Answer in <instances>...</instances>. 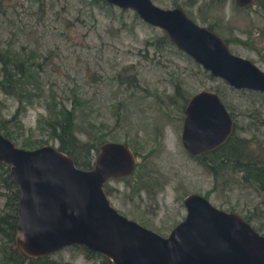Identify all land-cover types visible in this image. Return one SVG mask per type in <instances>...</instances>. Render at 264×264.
<instances>
[{
  "label": "rangeland",
  "instance_id": "obj_1",
  "mask_svg": "<svg viewBox=\"0 0 264 264\" xmlns=\"http://www.w3.org/2000/svg\"><path fill=\"white\" fill-rule=\"evenodd\" d=\"M151 1L161 7L178 5L201 25H206L202 15L210 17L230 51L264 70V14L259 5L238 8L233 0ZM13 80L27 81V88L42 97L52 91L71 109L79 137L98 135L126 143L149 175L161 182L147 196L128 191L121 178L109 179L107 197L120 213L164 235L184 215L183 195L197 192L264 234V193L238 183L227 167L214 178L181 145L182 107L181 115L174 109L194 91L213 89L232 120L225 141L247 138L252 147L258 143L264 155V91L233 87L211 75L132 8L105 0H0V119L9 118L16 104V93L1 81ZM36 81L40 85L33 87ZM167 94H175L173 103L159 105V98ZM43 112L41 99H35L18 122H5L14 145L31 146L47 138L36 125ZM45 143L56 144L50 139ZM7 171V164L0 161V215L12 221L16 203L9 197ZM261 179L264 182V174ZM7 243L0 235V264L5 263L1 249ZM103 257L68 244L35 256L31 264H105Z\"/></svg>",
  "mask_w": 264,
  "mask_h": 264
},
{
  "label": "water",
  "instance_id": "obj_2",
  "mask_svg": "<svg viewBox=\"0 0 264 264\" xmlns=\"http://www.w3.org/2000/svg\"><path fill=\"white\" fill-rule=\"evenodd\" d=\"M132 8L158 26L176 47L211 75L233 87L264 91V70L235 54L216 31L198 24L178 5L151 0H105ZM245 6L251 0H233ZM232 120L217 93L200 88L182 106L179 138L190 154L221 144ZM135 152L122 141L105 140L90 167L74 164L56 145L16 146L0 132V161L16 184L14 241L28 256L79 244L110 264H264V234L234 211L221 209L202 194L181 198L184 215L162 235L120 213L102 186L129 174Z\"/></svg>",
  "mask_w": 264,
  "mask_h": 264
},
{
  "label": "trees",
  "instance_id": "obj_3",
  "mask_svg": "<svg viewBox=\"0 0 264 264\" xmlns=\"http://www.w3.org/2000/svg\"><path fill=\"white\" fill-rule=\"evenodd\" d=\"M187 14V13H186ZM202 21L206 22L207 27L214 30L215 21L211 20L206 15L201 16ZM23 60V58L19 57ZM32 69L31 66H29ZM27 78V75H24ZM130 77V75H129ZM18 78V77H17ZM16 79V78H15ZM40 83L36 81L32 84L33 87L39 86ZM1 86L6 89L12 88L10 91H14L16 94V104L9 118L0 119V126L3 127L2 134L8 138L11 137L10 130L4 127L5 122L8 120H15L18 122L22 113L27 106L31 105L34 100L41 99L44 112L36 117V125L45 132L47 138L43 139L42 143H45L47 139L55 140L56 147L61 151L67 153L72 157L74 164L87 168L91 166L94 152L98 149V145L105 141L103 137L98 135H92L91 137H79L74 130V120L71 113V109L66 108L61 100L54 98L52 91H49L40 96V92H34L28 89L27 81H1ZM174 95H165V97L159 98L157 103H161L166 106V103H173ZM185 102V100H184ZM181 103H175L174 109L181 115ZM251 140V139H250ZM37 143L35 145H27V142L22 143V147H33L42 144ZM52 144V143H51ZM252 147L249 145V140L241 136H235L233 140L229 142L224 141L213 150L203 152L201 154L194 155L197 161L203 166L208 168L212 176L215 178L219 174L221 168L227 167L235 173V178L238 183L248 184L255 189L264 193V182L261 179V174H264V155H262L258 149V143ZM93 151V152H92ZM263 153V151L261 150ZM135 155H137L135 153ZM142 161L136 160L132 171L120 178L124 180L128 191L145 193L147 196L152 195L155 190L160 187L161 182L157 181L154 177L149 175L147 169ZM106 195L109 194L111 187L107 185V181L102 186ZM9 197L16 203L18 197V189L16 184L10 179V191ZM12 218V214H11ZM4 219L8 221L4 215H0V235L4 237L8 243L5 248L2 247V256L4 264H21L27 260L28 264L32 263L35 256L25 255L15 244L14 241V224L16 216L12 221L4 222ZM245 219V218H244ZM246 220V219H245ZM77 246L85 249L88 253H98L91 251L82 245ZM105 264H110L109 259L103 257Z\"/></svg>",
  "mask_w": 264,
  "mask_h": 264
},
{
  "label": "flooded vegetation",
  "instance_id": "obj_4",
  "mask_svg": "<svg viewBox=\"0 0 264 264\" xmlns=\"http://www.w3.org/2000/svg\"><path fill=\"white\" fill-rule=\"evenodd\" d=\"M252 4H256V5H259V7L261 8V10H262V13L264 14V0H251V2L250 3H248L247 5H245V6H237L238 8H245V7H247V6H251ZM263 28H264V26H263ZM225 141V140H224ZM223 141V142H224ZM220 145V144H219ZM217 147V146H216ZM216 147H214V148H216ZM214 148H212V149H210V150H213ZM209 150V151H210ZM205 152H208V151H205ZM203 153V152H202ZM199 154H201V153H199ZM193 155H197V154H193ZM136 159V158H135ZM137 160V159H136ZM118 178H120V177H118ZM109 179H111V178H109ZM108 179V180H109ZM107 180V181H108Z\"/></svg>",
  "mask_w": 264,
  "mask_h": 264
}]
</instances>
